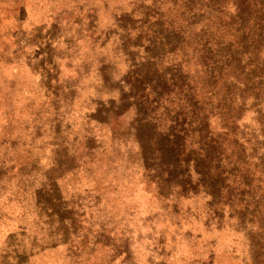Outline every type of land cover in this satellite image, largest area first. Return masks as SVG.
I'll list each match as a JSON object with an SVG mask.
<instances>
[{
	"label": "rangeland",
	"instance_id": "obj_1",
	"mask_svg": "<svg viewBox=\"0 0 264 264\" xmlns=\"http://www.w3.org/2000/svg\"><path fill=\"white\" fill-rule=\"evenodd\" d=\"M129 2L0 0V264H242L247 227L174 225L143 186L123 78L80 26Z\"/></svg>",
	"mask_w": 264,
	"mask_h": 264
},
{
	"label": "trees",
	"instance_id": "obj_2",
	"mask_svg": "<svg viewBox=\"0 0 264 264\" xmlns=\"http://www.w3.org/2000/svg\"><path fill=\"white\" fill-rule=\"evenodd\" d=\"M86 8L84 42L109 43L114 72L99 73L123 78L158 210L204 231L247 227L242 264H264V0H132L105 25ZM190 199L202 210L181 212Z\"/></svg>",
	"mask_w": 264,
	"mask_h": 264
}]
</instances>
